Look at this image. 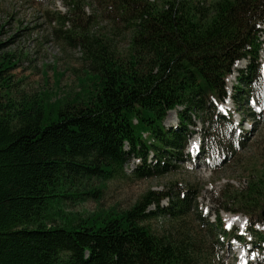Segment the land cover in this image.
Listing matches in <instances>:
<instances>
[{"label":"trees","instance_id":"obj_1","mask_svg":"<svg viewBox=\"0 0 264 264\" xmlns=\"http://www.w3.org/2000/svg\"><path fill=\"white\" fill-rule=\"evenodd\" d=\"M91 1L97 5L93 14L85 11L86 0H63L66 12L53 15L59 33L65 24L76 26L71 31H79L75 37L87 50L93 76L85 94L55 103L46 93L14 99L16 84L4 73L20 60L0 59V264H203L215 249L178 233L154 234L144 225L159 213H146L142 202L63 225H50V213L68 201H99L100 188L118 178L128 156L154 151L165 173L166 159L183 160L193 111L216 113L227 76L249 58L233 93L236 103L244 101L240 96L249 95L259 75L264 0ZM104 12L130 34L126 60L111 39L89 36L93 19ZM178 107L184 110L177 129H166L168 112ZM224 120L232 128L231 115ZM252 178L248 194L232 200L239 204L233 212L254 224L262 220L257 210L264 202V175ZM94 180L100 186H91ZM167 195L152 192L145 200L154 198L158 206ZM188 200L170 208L173 221L185 218Z\"/></svg>","mask_w":264,"mask_h":264},{"label":"rangeland","instance_id":"obj_2","mask_svg":"<svg viewBox=\"0 0 264 264\" xmlns=\"http://www.w3.org/2000/svg\"><path fill=\"white\" fill-rule=\"evenodd\" d=\"M86 2L89 5L85 7V11L93 14L97 5L91 0H86ZM56 11L64 14L63 0H0V59L8 55L20 60L8 73H4L5 76L12 77L16 84L12 89L14 99H21L23 94L34 97L46 93L44 97H49L51 103H55L59 98L80 95L81 90L85 94L90 88L91 81L88 77L93 76L90 69L91 62L85 58L84 52L87 53V50L82 48L79 39L75 37L79 31H71L76 26L65 24V28L59 33V25L53 20ZM118 24L120 27L116 28L109 21L108 14L104 12L101 17L93 19L89 36L111 39L114 50L126 60L130 50V34L120 23ZM68 35L73 39L69 40ZM262 39L264 40V36ZM261 56L264 61V49ZM245 64L246 62L239 64L236 69L243 68ZM236 69H234L233 78H230L231 85L229 80L226 82L231 94L234 86L237 85L239 74ZM255 95L256 97L253 98L260 107L254 102L246 105L247 101H244L240 108L242 117L244 113L245 117H248L247 113L251 112L248 109L250 107L257 112V117L254 119H246L250 122V129L253 131H246L247 122H245V133H247L242 144L236 146L235 155L228 161L222 162V159L223 156L230 154L226 148L227 143L230 144L231 138H234L233 134H229L228 128L223 125L224 122L221 121V128L215 127L210 122L212 117L216 118V115L211 114L210 109L202 112L193 111L192 121L196 128L192 126L190 128L197 132L201 130L202 136L199 133L194 135L190 147L194 140L199 141L203 137V147L209 148V136L205 133L213 134L218 147L221 146V149L213 154L217 159V164L221 162L220 166H216L212 160L208 161L207 157L200 153L196 158L197 164L192 163L191 160L185 163L177 162L172 158L170 163L173 166L166 173H160L152 167L151 176L141 177L143 170H140L137 175L135 158L133 155L128 156L123 169L119 170L118 178L106 182L103 190L100 188L101 199L99 201L90 198L84 203L68 201L65 205H57L50 213L52 219L49 222L50 225H63L70 220L77 221V216L82 218L98 211H129L141 202L146 205L144 207L146 213L158 212L157 206L153 204L154 198L145 200L149 193L167 192L175 200L180 192L185 190L191 199L192 206L184 219L176 218V221H173L169 214L162 213L158 214V217L153 216L147 220L144 226H149L151 231L158 236L178 233L197 241L202 246L204 244L207 248L214 247L216 244L221 246L219 235L223 233V228L220 223L224 219L227 227H231L228 217L232 213L226 211L227 209L233 211L239 207V204L232 198L237 197L236 200H240L242 196H246L253 182L252 176L264 175L257 174L264 171V75L258 77ZM182 110L184 108L179 107L177 111L168 112L163 123L166 129L178 125V112ZM219 112L224 113L223 110ZM231 116L233 124L238 119V114L232 112ZM240 131L236 130L237 137L243 135V132L239 133ZM145 141L148 143L149 139ZM124 150L128 152V146H125ZM220 153L221 157H219ZM186 154L187 151H184V155ZM90 184L100 186V182L96 180ZM203 209L209 212V214L204 213V216L209 217L206 225L201 213ZM263 210L264 202L257 213L262 216ZM219 212L224 214V218L222 216L216 218ZM238 219L243 225V220ZM238 219L232 220L230 217L231 222ZM244 223H247L246 219ZM238 228L242 233V228ZM247 238L250 239V235ZM220 246H217L216 253ZM252 253L256 254L257 250H253ZM241 254H243L242 244L236 241L228 244L225 241L223 252L218 253V259L215 261L214 256H207L203 259V264H213L214 261V264H238L237 257H241ZM250 257L249 260L253 264H264V259L262 260L264 256L259 258L257 256L256 261L253 260V255Z\"/></svg>","mask_w":264,"mask_h":264},{"label":"bare ground","instance_id":"obj_3","mask_svg":"<svg viewBox=\"0 0 264 264\" xmlns=\"http://www.w3.org/2000/svg\"><path fill=\"white\" fill-rule=\"evenodd\" d=\"M231 115V114H230ZM231 118H232V116H231ZM231 122H232V120H231ZM247 126V125H246ZM238 219V218H237ZM228 220L230 221V217H228ZM233 220V219H232ZM231 222V221H230ZM236 222V224H238V225H241V220H236L235 221Z\"/></svg>","mask_w":264,"mask_h":264},{"label":"water","instance_id":"obj_4","mask_svg":"<svg viewBox=\"0 0 264 264\" xmlns=\"http://www.w3.org/2000/svg\"><path fill=\"white\" fill-rule=\"evenodd\" d=\"M262 217H263V221H264V210L262 211Z\"/></svg>","mask_w":264,"mask_h":264}]
</instances>
